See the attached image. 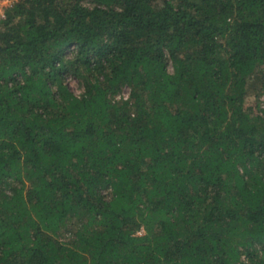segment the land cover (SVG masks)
I'll list each match as a JSON object with an SVG mask.
<instances>
[{"label":"trees","instance_id":"trees-1","mask_svg":"<svg viewBox=\"0 0 264 264\" xmlns=\"http://www.w3.org/2000/svg\"><path fill=\"white\" fill-rule=\"evenodd\" d=\"M262 94L264 0H13L0 264H264Z\"/></svg>","mask_w":264,"mask_h":264},{"label":"rangeland","instance_id":"rangeland-1","mask_svg":"<svg viewBox=\"0 0 264 264\" xmlns=\"http://www.w3.org/2000/svg\"><path fill=\"white\" fill-rule=\"evenodd\" d=\"M13 0H0V19L5 17V10L7 7H9L12 4ZM67 83L71 87V89L76 93L80 94L83 89L79 82L74 79V78H69ZM130 90L129 88H125L122 94V97L126 98L129 97ZM119 96L118 98H120ZM260 101H261V107L264 110V94L260 96Z\"/></svg>","mask_w":264,"mask_h":264},{"label":"built area","instance_id":"built-area-1","mask_svg":"<svg viewBox=\"0 0 264 264\" xmlns=\"http://www.w3.org/2000/svg\"><path fill=\"white\" fill-rule=\"evenodd\" d=\"M128 98V97H127Z\"/></svg>","mask_w":264,"mask_h":264}]
</instances>
